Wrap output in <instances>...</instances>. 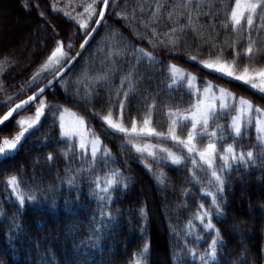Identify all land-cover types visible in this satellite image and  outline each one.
Segmentation results:
<instances>
[{"label": "snow or ice", "instance_id": "1", "mask_svg": "<svg viewBox=\"0 0 264 264\" xmlns=\"http://www.w3.org/2000/svg\"><path fill=\"white\" fill-rule=\"evenodd\" d=\"M21 6L27 10H35L42 23H46L48 13L40 7L39 0H21ZM111 6V11L109 7ZM69 7V5H64ZM59 5V0H52V12H63L68 21H74L78 25V31L83 34V40L79 49H75L72 43L76 32L69 37V43L65 44L63 39L57 38L60 33L53 29L50 39L54 40V46L50 53L41 63L32 76L22 85L20 92L29 90L32 87L36 91L28 95L26 99H19L18 103H12V97L6 96L7 111L0 115V132L5 130V123L13 117L14 113L25 110L35 104L33 114L21 116L15 124L19 130L9 136L0 139V158H10L18 151L26 137L33 131H38L42 119L51 115V126L59 127V141L68 142V149H61V154L66 161L65 181L69 189L75 188L76 199H79L81 185L87 184L90 188V197L95 196L99 219L94 215L93 220L96 227L92 231L90 241L92 247H98L99 241L104 235L105 229L111 227L116 220L110 209L114 201L112 190L120 185L127 188L131 180L129 175L119 167H113L116 157L105 145L99 135H95L89 128H86V119L78 113L57 104L47 103L44 93L53 89L57 80L60 88L67 94L66 79L74 71L75 62L83 57L87 63L88 57L84 56V50L94 34L100 28H109V17L115 16L123 20L124 27L133 32L141 39H147L152 51L146 50L134 43L123 39V33L113 29L112 37H120L115 44L109 43V58L120 57L130 62V70L120 77V84L113 92L109 84L112 82L117 71L116 67L106 69L96 76H83L85 89L83 94L78 90L73 94L71 102L82 104L88 108L94 116L99 115L94 110V102L102 96L106 97L108 104L107 114L100 117L105 125L114 134H122L120 144V156L126 163L138 157L139 162L151 173L158 185L165 184V173H157L155 165L165 164L174 167H188L191 175L189 183L200 184L202 176H197L199 171L203 176L210 174L208 187H202L203 196L210 197L211 203L206 206L201 202L193 218L187 221L184 229L183 249L185 253L174 255L173 264H222L220 251L224 247L220 230L213 223V220L225 218L224 193L226 191V176L234 170V166H243L245 170L250 167L264 168V107L254 104L251 99L244 96H235L228 88L218 86L212 81H204L202 87L197 85V77L190 72L179 68L175 63L168 62L166 75L169 79L167 87L172 89L174 85L186 80L187 89L190 92L191 103L186 108H167L168 125L166 131H160L154 124L156 99L161 95L163 89L149 93L147 88L152 86V76H147L148 84L140 87L139 82L145 79L144 74L137 75L138 66L145 63L150 67L159 65L156 71H165L164 63L154 53L160 48L167 49L168 53L185 52L188 60L198 62L204 69L211 73L218 74V77L226 82L241 81L250 86L252 90L261 94L264 98V0H155L154 5L149 4L144 8L142 4H131L130 0H90L81 5L82 12L64 11ZM132 11L129 12L128 9ZM141 10V15H136V10ZM230 8V11L228 9ZM117 9H120L119 11ZM151 10L150 15H143ZM215 9V11H213ZM224 12L226 19L222 28L227 33L231 29L230 38L221 42L219 33L216 31L215 18ZM207 18V19H204ZM171 27H168V24ZM167 27V31H162ZM143 30V32H141ZM207 32V35L205 33ZM103 39V38H102ZM241 45H244L241 47ZM115 48V52L112 49ZM195 49L193 51H186ZM207 49V56L203 55ZM75 50L76 54L71 53ZM231 59H228V54ZM118 61H113L116 63ZM241 63L243 67H241ZM51 76V79H47ZM47 79V83L43 80ZM80 79L77 80L79 86ZM0 87V91H2ZM138 99L141 106L146 105V111L141 118L140 112L132 114V101ZM151 99L152 102L148 103ZM38 101V103H36ZM183 99L176 100L169 96L168 105H178ZM58 113V115H57ZM234 113V114H233ZM66 116L71 117L67 119ZM226 117H230L227 123H221ZM130 120V127L128 121ZM254 122L256 144L247 151H237L238 142L248 135L249 128ZM187 129L186 135L184 130ZM47 139V134H45ZM156 138L159 141H171L178 149L174 151L171 147L162 144H153L149 141ZM231 138L233 143L222 147L221 142ZM111 139V138H109ZM73 141L75 143L73 144ZM259 147V151L253 149ZM71 153V158H69ZM90 155V159H89ZM151 158L153 163H146ZM55 159L50 152L47 160L52 162ZM191 161L189 167L187 162ZM80 163V167L73 170L74 164ZM103 171V176L101 172ZM59 179V173H57ZM94 186V187H93ZM5 198L13 199L18 205V212L11 217L15 228L21 227L19 215H22L26 202H34L37 199L36 191L31 188H24L22 182L15 174L8 175L6 179ZM51 188L48 192H52ZM188 192V189H185ZM67 203V200H66ZM54 206V202H53ZM2 212V209H0ZM139 217L142 221L141 232L147 226L146 209L142 206L139 209ZM194 221L199 222L198 229ZM174 233L175 230L172 229ZM205 234L211 236L207 248L200 252L199 243L205 238ZM179 239V234H177ZM194 240V246L189 247L188 239ZM248 249L243 248L232 264H249ZM150 252V244L145 240L140 255ZM264 252V249H262ZM242 258V259H241ZM41 264H47L41 261ZM130 264H146L133 254ZM254 264V262H253Z\"/></svg>", "mask_w": 264, "mask_h": 264}, {"label": "trees", "instance_id": "2", "mask_svg": "<svg viewBox=\"0 0 264 264\" xmlns=\"http://www.w3.org/2000/svg\"><path fill=\"white\" fill-rule=\"evenodd\" d=\"M11 1L12 11L20 15L27 25L22 28L24 30H21L20 33L6 34L5 32L3 37L0 36V87L3 89L0 91V115L10 106L5 104V91L7 96L12 97V103H15L35 88L32 87L29 90L25 87L23 93L19 91L43 63L54 46V40L50 39L53 29L60 33L57 38L63 39L65 44L69 43L68 37L76 32L71 41L74 43L75 49L83 40V34L78 31V25L74 21H68L63 12H52V0H39L41 9L48 13L46 23L41 22L35 10H25L21 6V0ZM87 2L90 0H59V5L61 7L69 5V7H64V11H71L74 8L76 12H82L81 5ZM231 2L234 3L235 0H231ZM130 3L142 4L147 9L149 4L154 5L155 0H130ZM217 6H219V0H217ZM109 11H111V6ZM128 11L131 12L132 9L129 8ZM141 14V10L137 8L136 15L140 16ZM150 14V9L143 13L145 16ZM12 19L10 17L9 21L11 22ZM225 19L224 12H220L214 21L221 42L226 36L230 38L231 29L229 28L226 33L221 27ZM124 23L123 20L117 19L113 15L108 20L109 28L107 30L103 27L100 28L84 50V56L88 57L87 63L82 62L83 57L79 58L75 63L74 71L66 77L68 80L67 94L60 88L59 81L54 84V95L52 94L53 89L44 93L47 103L62 105L74 113L84 116L86 128H89L95 135H99L102 142L116 157L113 167L123 169L125 174L131 177L126 189L117 185L112 190L114 201L110 204V209L114 216L117 213L119 215L116 216L111 227L105 229L99 246L92 247L91 244L94 242L90 241L92 236L90 230L96 227L93 216L95 215L99 219V212L95 211L97 201L94 195L90 197V188L87 184L81 185L78 200L75 188L69 189L67 186L64 179L66 161L60 150H67L68 142L66 140L58 142L59 127L58 125L52 127L51 115H46L42 119L40 129L31 132L15 154L7 159L0 158V209H2L0 212V264H41V261H46L47 264H130L134 253L146 264H173L174 255L186 254V250L182 247L185 225L190 218H193L199 203L203 202L206 206L211 203L210 197L203 196L201 193L202 187H208L210 174L203 176L197 171L196 175L202 176L203 182L194 184L189 183L191 175L188 172V167H174L163 163L154 164L157 173L160 171L165 173V184L158 185L154 180V174L139 162L138 157L126 163L120 156L122 134H114L100 119L108 111L106 97L102 96L94 102V110L99 113L95 116L84 105L71 102L78 87L83 94L86 86L82 79L84 75L96 76L106 69L116 67L117 71L109 84L114 92L120 84L121 75L130 70L131 65L127 59L118 56L109 58V43L115 44L120 39L119 36L113 39V29L123 33L125 41L149 51L153 50L147 39H141L134 35L132 31L124 27ZM171 26L169 23L168 27ZM162 31H167V27ZM22 35L26 36L25 40L29 38L31 40L25 52L18 49ZM243 46L241 45V47ZM193 50L195 49L186 51ZM112 51L115 52V48ZM74 53L75 50L71 54ZM154 54L163 61L165 71H156L159 65L150 67L141 63L138 66L137 75H145V79L139 82L142 90L143 86L148 84L147 76L153 78L152 86L147 88L149 93L163 89L161 95L156 99L154 118V124L160 131L167 130L166 112L169 106L186 108L191 103V94L187 89L186 80L174 85L172 89L167 87L170 82L166 75L168 62L175 63L179 68L195 75L199 87H202L206 80L212 81L218 86L228 88L235 96H244L251 99L254 104L264 107V98L248 85L241 81L226 82L225 79L219 78L218 74L204 69L198 62L188 60L183 51L168 53L167 49L160 48ZM207 54V49H205L203 55L206 57ZM228 59H231L230 53ZM114 60L118 62L113 63ZM241 67H243L242 63ZM78 79H80L79 86H77ZM169 96L176 100L182 98L183 103L168 105ZM151 102L152 100L149 99L148 103ZM34 106L35 104H32L31 107L9 119L5 123V130L0 132V139L4 136L14 135L19 130L14 120L22 114L32 113ZM136 111L140 112L142 118L146 111V105L141 106L138 99H133L132 114H135ZM228 119L230 117H226L221 123H227ZM128 126L130 127V120ZM186 132L187 129L184 130L185 135ZM45 134H47V139ZM149 142L159 143L178 151L170 140L159 141L152 138ZM74 143L75 141H73ZM229 143H233L231 138L221 142V150ZM254 144H256V139L253 122L248 135L238 142L236 148L237 151H247ZM253 150L258 152L260 149L257 146ZM50 152L55 157L52 162L47 160ZM69 158H71V153H69ZM146 163H153V161L149 158ZM187 164L190 167L191 161L189 160ZM80 166V163L76 162L73 170ZM57 173H59V179ZM12 174L18 176L24 188H31L37 194L36 201L26 202L22 215H19L18 219L21 225L19 229L15 228L11 220L13 214L18 212V205L14 198H5V193L8 191L6 179L8 175ZM100 174L103 176V171ZM226 179L225 218L218 221L213 220L221 232L224 243V247L220 249L223 253L222 264H232V261L239 257L243 248L249 250V264H253V262L254 264H264V252H262L264 249V168L250 167L245 170L243 166H234V170L226 176ZM49 188L53 191L48 192ZM185 189H188V192ZM142 206L146 209L147 214V226L143 232H141L142 221L139 217V209ZM194 223L199 229V222L194 221ZM172 229L175 230L174 233ZM177 234H179V239ZM145 240H148L150 244V252L141 256ZM210 240L211 236L205 234V238L198 245V250L203 252ZM188 245L189 247L194 246L192 238L188 239ZM187 260L186 257L185 264H187Z\"/></svg>", "mask_w": 264, "mask_h": 264}, {"label": "rangeland", "instance_id": "3", "mask_svg": "<svg viewBox=\"0 0 264 264\" xmlns=\"http://www.w3.org/2000/svg\"><path fill=\"white\" fill-rule=\"evenodd\" d=\"M11 7V8H10ZM12 1L11 0H0V25H2V28H0V36L2 35L3 37V33L6 32L10 33V34H16V33H20L21 30L25 25H27V23L24 21V19H22V17L20 15H17L14 13V11H12ZM12 17V21H9V18ZM4 26V29H3ZM23 34V33H21ZM5 36V35H4ZM7 36V35H6ZM26 37V36H25ZM25 37L22 35L21 36V41L19 43L20 47L18 48L19 51L25 52L27 51V46L30 43V38L25 40ZM32 50V49H31ZM37 70V69H36ZM250 87V86H249ZM45 98V97H44ZM38 103V101H37ZM36 106V105H35ZM35 106L34 109L32 111V113H25L22 114L20 116H18L15 120L14 123L16 122V120H18L21 116L27 115V114H33L35 111ZM71 112H73L72 110H70ZM74 113V112H73ZM67 119H70L71 117L66 116ZM3 139V138H2Z\"/></svg>", "mask_w": 264, "mask_h": 264}, {"label": "water", "instance_id": "4", "mask_svg": "<svg viewBox=\"0 0 264 264\" xmlns=\"http://www.w3.org/2000/svg\"><path fill=\"white\" fill-rule=\"evenodd\" d=\"M95 34H96V33H95ZM95 34H94V36H95ZM86 47H87V45H86ZM78 49H79V47H78ZM75 54H76V52H75ZM75 54H74V55H75ZM51 78H52V77L50 76L48 79H51ZM57 81H58V80H57ZM57 81H56V82H57ZM56 82H55V83H56ZM43 83H45V84H46V83H47V80H46V81H44ZM34 91H36V88H35L33 91H31V92H30L28 95H31V94H32V92H34ZM28 95H26V96H25V97H23L22 99H26V97H27ZM18 102H19V100H18V101H16L15 103H18ZM6 111H7V109H6L4 112H6ZM4 112H3V113H4ZM20 112H21V111H20ZM20 112H18V113H20ZM3 113H2L1 115H3ZM18 113H14V115H13V116L17 115Z\"/></svg>", "mask_w": 264, "mask_h": 264}]
</instances>
